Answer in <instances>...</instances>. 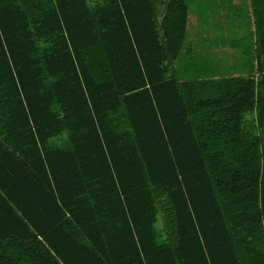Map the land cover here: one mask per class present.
<instances>
[{"label": "trees", "instance_id": "trees-1", "mask_svg": "<svg viewBox=\"0 0 264 264\" xmlns=\"http://www.w3.org/2000/svg\"><path fill=\"white\" fill-rule=\"evenodd\" d=\"M250 3L249 75L182 77L187 0H0V264H264Z\"/></svg>", "mask_w": 264, "mask_h": 264}, {"label": "rangeland", "instance_id": "rangeland-1", "mask_svg": "<svg viewBox=\"0 0 264 264\" xmlns=\"http://www.w3.org/2000/svg\"><path fill=\"white\" fill-rule=\"evenodd\" d=\"M195 1L196 0H187L190 6V11H189V20H188L189 22H188V27H187V40H186L187 47H186V51L183 52L185 55V59H186L184 63L188 64L189 66L190 65L193 66V65L198 64V61L201 60V52H200L201 45H199V40L202 38V31H203L202 26L205 27L204 28L205 30L208 28H215L216 30H218L216 37H218L219 40H218V43L215 45H217L216 47H219V44H220V50H219L220 52L225 51L224 50L225 46H227L226 51H228L230 55L238 54L239 57L242 56L241 55L242 53L245 54L246 51H248L246 61L247 63L249 62L251 63L252 57H255V53L252 52V48H253V40L251 39L252 38V34H251V31H252L251 20L252 19L248 12L249 8L246 5L247 2H244L242 4L237 3L239 5L241 4L240 6L238 5V8L241 7V10H242V12H239V15H237L236 11L233 10L235 18L229 21V28L232 31L228 35V43L224 44V41H221V35L223 33L219 32L221 31L220 27L224 25L223 17H222L224 7L220 5L215 7L213 4L211 8L206 7L205 15H204L203 11L199 10L200 8V6L198 7L199 2L195 3ZM204 5L207 6V4H204ZM209 41H214V39L209 40ZM234 59L238 61L239 58H234ZM254 59L255 60L253 61V63H256V58ZM217 62H219L221 68H224L227 70L226 72L220 75L221 77L233 76L232 74H230V72H232L230 70L233 68H231L232 66H228V63H229L228 59H225V58L222 60L218 59ZM214 63L216 64V60L214 61ZM188 65L187 67H189ZM242 67L247 68L245 65H243ZM197 70L198 68L194 71V73L198 72ZM239 76H243V75H238V77ZM255 117H256L255 114H248L247 120L251 121L253 119L254 121ZM255 241H256L257 246L264 252V240H255Z\"/></svg>", "mask_w": 264, "mask_h": 264}, {"label": "crops", "instance_id": "crops-1", "mask_svg": "<svg viewBox=\"0 0 264 264\" xmlns=\"http://www.w3.org/2000/svg\"><path fill=\"white\" fill-rule=\"evenodd\" d=\"M197 2H199V4H202L204 7H208V8H211V6L213 4L215 7L218 5L224 7V11L222 14L224 25L223 26L221 25L222 26V27H220L221 31H219V32L223 33L221 35V41H224V44L228 43V35L232 31L229 28V21H231L235 18L234 11H236L237 15H239V12H242L241 7L238 8L239 4H237V3L242 4L244 2H247L246 5L249 8L248 12H249V15L251 16V19H252L251 20V28H252L251 34L253 33L254 22H253V16L251 13L252 11H251L250 0H197ZM204 4H207V6H205ZM204 15H205V13H204ZM204 28L205 27L202 26V30H203L202 31V38H201L202 41H201V39L199 40V45H201L200 46L201 60L198 61L197 65H194V66L190 65L189 66L188 64L184 63L186 61V59H184V58L179 59L175 64V67H176L178 73L180 75H182V74L187 75V74L193 73L194 70H196V68H198L199 70H202V69L206 70L205 69L206 67H209L213 71L218 70V71H220V73H224L227 70L224 68L216 67L217 66L216 64L219 63V62H217L218 59L222 60L225 58V59L229 60L228 66H232L231 68H233L230 70V71H232V72H230V74H232L235 77L238 75H243V76L249 75V71H251V70L249 68L242 67L244 60H242L241 56L239 57L238 54L237 55H230L229 52L226 51L227 46L224 47V50H225L224 52L219 51L220 50V44H219V47H216L217 45H215V44H217L218 40H219V38L216 37L218 30H216L215 28H208L205 30ZM213 39H214V41H209V40H213ZM219 43H221V42H219ZM234 58H239V59H238V61H236ZM232 59H233V61H232ZM215 60H216V64L214 63ZM187 65L189 67H187ZM246 119H247V117H246ZM252 121H253V119L250 122H252ZM250 127L253 128L252 126H250Z\"/></svg>", "mask_w": 264, "mask_h": 264}]
</instances>
